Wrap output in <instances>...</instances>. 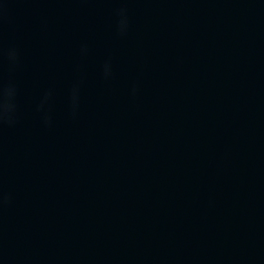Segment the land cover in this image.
I'll return each instance as SVG.
<instances>
[{
	"label": "water",
	"instance_id": "water-1",
	"mask_svg": "<svg viewBox=\"0 0 264 264\" xmlns=\"http://www.w3.org/2000/svg\"><path fill=\"white\" fill-rule=\"evenodd\" d=\"M0 85V264H264V0H0Z\"/></svg>",
	"mask_w": 264,
	"mask_h": 264
},
{
	"label": "clouds",
	"instance_id": "clouds-1",
	"mask_svg": "<svg viewBox=\"0 0 264 264\" xmlns=\"http://www.w3.org/2000/svg\"><path fill=\"white\" fill-rule=\"evenodd\" d=\"M123 11V10H121ZM82 51H86V49H82ZM9 60L14 64L16 61V53L15 51H11L9 53ZM111 75L110 64L106 63L104 66V76L107 79ZM75 88L73 90V99L75 100ZM50 95V94H47ZM46 95V98H47ZM15 96V87L10 85L7 89H4L2 85H0V123L7 120V122H12V113L15 110V106L10 102H5L4 97L8 98L10 101Z\"/></svg>",
	"mask_w": 264,
	"mask_h": 264
}]
</instances>
